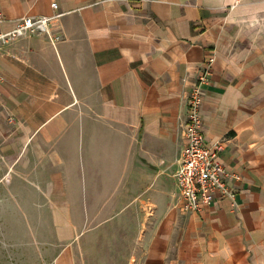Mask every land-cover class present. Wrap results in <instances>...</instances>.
<instances>
[{"label": "crops", "instance_id": "1", "mask_svg": "<svg viewBox=\"0 0 264 264\" xmlns=\"http://www.w3.org/2000/svg\"><path fill=\"white\" fill-rule=\"evenodd\" d=\"M0 11V33L59 13L47 31L0 40V175L40 162L48 177L33 180L61 241L136 210L120 235L129 250L103 264H264V0H0ZM205 70L203 132L239 178L233 198L185 210L174 173ZM90 256L64 244L54 264Z\"/></svg>", "mask_w": 264, "mask_h": 264}, {"label": "rangeland", "instance_id": "2", "mask_svg": "<svg viewBox=\"0 0 264 264\" xmlns=\"http://www.w3.org/2000/svg\"><path fill=\"white\" fill-rule=\"evenodd\" d=\"M29 165L24 170L18 163L16 168L5 169L0 175V264H54L64 244L78 250L83 248L95 262L92 264H103L102 260L112 252L119 253L121 248L129 250L131 242L120 241V235L123 238L134 229L131 220L135 222L136 210H127V218L122 219V223L82 225L83 234L79 239L74 234L73 239L61 241L55 223L56 210L50 207L45 183L40 185L33 180L45 182L47 170L35 169L40 165L36 159L31 158ZM104 213L107 215L110 210ZM80 215L83 216V212L77 211L76 216ZM141 246L142 241H134L130 253L139 252Z\"/></svg>", "mask_w": 264, "mask_h": 264}, {"label": "built area", "instance_id": "3", "mask_svg": "<svg viewBox=\"0 0 264 264\" xmlns=\"http://www.w3.org/2000/svg\"><path fill=\"white\" fill-rule=\"evenodd\" d=\"M51 5L53 8L57 7L56 2ZM58 14L21 16L10 30L0 33V40L26 33L47 31L50 20ZM2 17L0 11V20ZM56 39L58 36H55L53 41ZM213 60V55L208 56L205 59L206 65L209 66ZM206 81L205 70L198 76L188 93L184 119L185 143L181 150L179 165L174 173L182 198V207L185 210H200L211 205L219 196L233 198L235 187L232 179L239 178L219 158L224 143L221 140L211 143L206 141L200 113L204 96L202 84Z\"/></svg>", "mask_w": 264, "mask_h": 264}]
</instances>
